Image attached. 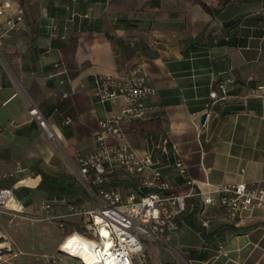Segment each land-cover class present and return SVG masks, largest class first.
I'll use <instances>...</instances> for the list:
<instances>
[{
    "label": "crops",
    "instance_id": "0c3cea01",
    "mask_svg": "<svg viewBox=\"0 0 264 264\" xmlns=\"http://www.w3.org/2000/svg\"><path fill=\"white\" fill-rule=\"evenodd\" d=\"M5 3L0 122L15 126L0 134V187L11 188L15 202L40 220L9 222L0 215V235H11L6 242L15 260L36 264L37 256L53 255L64 234L47 226L46 217L71 204L94 205L76 160L96 151L99 121L122 105L97 101L100 75L123 77L136 68L154 88L143 120L123 123V136L105 142L126 143L157 161L169 183L163 195L188 191L176 160L199 185L264 181V0H0V7ZM19 13L22 23L8 31L6 20ZM220 86L225 98L207 113L208 95L222 96ZM70 171L88 202L71 198ZM111 182L138 190L122 174ZM149 192L160 193L139 191ZM185 203L176 235L143 242L147 264H264V209L243 212L233 223L217 205L204 208L201 197ZM21 224L38 226L37 241L15 236Z\"/></svg>",
    "mask_w": 264,
    "mask_h": 264
},
{
    "label": "built area",
    "instance_id": "2783aa9c",
    "mask_svg": "<svg viewBox=\"0 0 264 264\" xmlns=\"http://www.w3.org/2000/svg\"><path fill=\"white\" fill-rule=\"evenodd\" d=\"M206 1L213 4L219 0ZM9 7L8 3L0 7V15ZM74 17L76 15L72 14L71 18ZM21 22L20 13L14 19H7V30L16 29ZM220 88L223 90L222 86ZM224 92L222 96L214 91L209 93L207 113L225 98ZM154 94V88L136 68L129 69L123 77L100 75L94 79V96L99 103L112 104L121 100L122 105L116 115L99 121L95 137L96 151L78 156L76 160L78 180L94 205L87 207L71 204L63 213L46 217L47 221L55 223L61 230L69 219L82 221V233L65 234L57 249L59 253L72 257L66 244L76 234L88 244L92 252V257L86 259V251L81 248L76 250L73 258L82 264H147L144 239L159 244L165 235H176L180 230L179 219L186 211L185 200L188 198L201 197L204 208L217 205L225 218L233 223L243 212L264 209V181L253 185H212L208 182L199 185L187 176L181 161L176 160L173 166L184 178L188 191L184 195H163L162 192L169 189V183L163 174V167L157 161L150 155H138L126 143L118 146L106 144L107 137L123 136V123L143 120L145 100ZM14 126L12 121L0 122V134ZM159 149L166 155V142ZM116 174L136 181L138 190L124 191L114 185L111 178ZM142 187L154 188L160 193L141 194L139 191ZM0 215L9 217V222L17 217L31 223L40 221L26 216L23 205L15 202L11 188L0 187ZM202 225L206 226L207 221H202ZM8 250L11 257H17L11 246ZM218 253L226 256L221 246ZM1 255L0 264L5 260L4 254ZM50 264H55V261L52 260Z\"/></svg>",
    "mask_w": 264,
    "mask_h": 264
},
{
    "label": "rangeland",
    "instance_id": "374dc122",
    "mask_svg": "<svg viewBox=\"0 0 264 264\" xmlns=\"http://www.w3.org/2000/svg\"><path fill=\"white\" fill-rule=\"evenodd\" d=\"M22 23V22H21ZM20 26V25H19ZM69 175L70 177H72L71 181H73V187H74V191L76 194H74V196H72L71 198L75 201H77L78 199H82L84 202H88L87 201V197H85V195L83 194V192L81 191V186L79 185V183L75 180L74 178V173L73 172H69ZM19 196L22 198L23 197V194H19ZM89 199V197H88ZM82 202V201H81ZM26 216L30 217L28 214H26ZM31 218H34V219H38L36 217H31ZM16 219V218H14ZM17 219H20V220H23L25 221L24 219H21V218H18ZM36 223V222H35ZM43 226H41L42 228H44V223H41ZM16 224H13L12 226H14ZM47 226L49 225L50 227H52L55 231V232H60V233H63L64 236L65 234H67V228H64L63 230L59 229L58 226L55 224V223H52V224H46ZM73 224H71L72 226ZM5 227L7 228L8 226L5 225ZM18 230H16V233H15V236H22V238L26 239L28 241V243L31 242V244H33L35 241H37L38 239V236L36 235L38 232H35V230H38V226L35 225L34 227H28V226H25L24 224H21V226H19L17 228ZM7 234V233H6ZM6 237L5 238H2L3 236L0 235V254H4V262L2 264H31L30 261L28 260H15L16 257H11L9 255V250H8V247H10V245L6 242L8 238H11V235L7 234L5 235ZM144 244L146 246V244L148 245L150 243V241H147L144 239ZM58 249V248H57ZM1 255V256H2ZM36 261L35 263L36 264H50V262L52 260L55 261V264H82L79 260L77 259H74L73 257H69L65 254H62V253H59L58 251L54 252L53 255L51 256H46V257H40V256H37L36 258ZM50 260V262L48 261Z\"/></svg>",
    "mask_w": 264,
    "mask_h": 264
},
{
    "label": "bare ground",
    "instance_id": "6f19581e",
    "mask_svg": "<svg viewBox=\"0 0 264 264\" xmlns=\"http://www.w3.org/2000/svg\"><path fill=\"white\" fill-rule=\"evenodd\" d=\"M66 245L67 247H69V251L71 252V254L69 255H71L72 257H75L76 250L78 248H81L84 251H86L85 253L86 259L92 257V252H90L88 248V244L76 234L69 238L68 243Z\"/></svg>",
    "mask_w": 264,
    "mask_h": 264
},
{
    "label": "trees",
    "instance_id": "16d2710c",
    "mask_svg": "<svg viewBox=\"0 0 264 264\" xmlns=\"http://www.w3.org/2000/svg\"><path fill=\"white\" fill-rule=\"evenodd\" d=\"M71 224H73L71 226ZM65 228H67V233L72 234V233H77L81 234L82 233V221L81 219H69L65 221Z\"/></svg>",
    "mask_w": 264,
    "mask_h": 264
},
{
    "label": "water",
    "instance_id": "95a60500",
    "mask_svg": "<svg viewBox=\"0 0 264 264\" xmlns=\"http://www.w3.org/2000/svg\"><path fill=\"white\" fill-rule=\"evenodd\" d=\"M204 118H205L204 116H202V117H201V122H203V121H204Z\"/></svg>",
    "mask_w": 264,
    "mask_h": 264
}]
</instances>
